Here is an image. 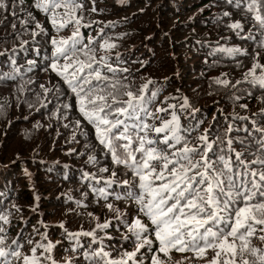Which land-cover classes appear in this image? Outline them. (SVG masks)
<instances>
[{
	"label": "snow or ice",
	"instance_id": "obj_1",
	"mask_svg": "<svg viewBox=\"0 0 264 264\" xmlns=\"http://www.w3.org/2000/svg\"><path fill=\"white\" fill-rule=\"evenodd\" d=\"M227 3L242 7L245 18L253 23L247 32L240 20L225 26L241 40L254 41L259 50L252 54V66L241 79L233 83L227 73H222L212 82L225 89H237L249 98L257 89L261 95L256 98L264 104V64L260 62L264 51V0ZM9 7L14 9L16 5L0 0V10ZM31 7L43 13L57 33L49 40L52 51L44 57L47 63L43 70L55 73L64 85L62 89L60 84L52 88L41 84L43 93H35L36 102L47 108L52 103L48 94L53 93L56 103L52 115L68 121L63 126L71 128L72 140L77 135L85 138L86 152L81 155L87 154L86 162L96 171L83 172L82 179L89 182L96 202L103 201L113 214L115 227L121 232V249L114 256L105 244L106 239H112L105 231L112 220L97 222L90 231L65 229L66 238L73 241L71 251L81 255L85 264H264V107L251 115H240L235 110L224 114L220 109L223 123L213 116V123L202 128L204 120L195 116L200 110L187 97L179 104L169 103L179 99L175 96L161 100L163 85L150 78H142L143 83L136 85L130 69L121 66L125 62L120 53L112 55L117 45L104 28L96 36L85 38L81 28L91 24L83 23V0H33ZM21 11L25 18L19 22L33 42L48 34L31 11ZM91 11H97L95 6ZM12 15L17 13L13 11ZM223 17L231 20V13L223 12L216 21L222 23ZM12 27L15 30L16 24ZM65 29H71L70 34L59 36ZM216 53L233 59L250 55L247 49L227 46H218L210 54ZM11 64L12 71L0 73V81L22 78L14 57ZM27 64L23 75L33 70L36 61ZM236 66L240 67L241 62L237 61ZM32 83L26 80L18 90L24 92V84ZM245 84L248 89L238 88ZM242 95L233 92L230 99L235 104ZM25 103L34 107L27 100ZM239 106L248 109L247 104ZM73 109L79 117L69 120ZM182 116L187 123H182ZM97 148L106 160L104 166H100ZM117 201L126 207L122 210ZM76 203L86 207L80 201ZM11 215V211L0 210V264H60L53 255L59 241H51L46 232L40 233L34 227L33 235L40 236L34 240L33 236L25 238L21 229L16 238L9 240ZM88 215L99 220L92 213ZM59 227L64 228V224ZM98 230L104 234L98 235ZM81 236L91 238L87 247L80 243ZM173 252L191 255L174 260ZM63 264H74V260L66 257Z\"/></svg>",
	"mask_w": 264,
	"mask_h": 264
},
{
	"label": "trees",
	"instance_id": "obj_2",
	"mask_svg": "<svg viewBox=\"0 0 264 264\" xmlns=\"http://www.w3.org/2000/svg\"><path fill=\"white\" fill-rule=\"evenodd\" d=\"M5 2L15 4L16 7L0 10V53H4L0 55V73L12 71L11 58L14 57L22 74V78L17 77L15 81H0V104L3 105V111H0V210L12 213L9 240L16 238L21 229H24L25 238L33 236L34 240H39V235H33L35 227L40 233L46 232L54 243L59 241L53 255L60 264L66 257L75 259V264H78L77 261L85 264L81 255L71 251L73 241L66 238L65 229L69 232L90 231L97 222L103 223L112 217H109L107 209L91 210L92 204H87L80 197L83 191L79 190L80 185L82 186L79 174L83 173V169L96 171L95 167L86 162L87 154L81 155L86 152L85 138L77 135L76 140H72L71 128L63 126L68 121L59 120L52 115L56 103L53 93L48 94L52 103L47 108H41L36 102L35 93H43L41 84L48 88L60 84L64 88L55 73L43 70L47 63L44 57L50 55L47 52L51 51L49 40L52 36H57V33L46 16L31 7L33 0H24L23 4L19 0ZM87 2L91 17L87 16L89 13H83V20L92 23V26H102L108 22V26H103L104 32L117 45L112 50V55L120 53L125 62L121 66L130 69L136 85L143 83L142 78L157 81L164 88L160 99L175 96L179 99L169 102L176 104L181 103L183 98L178 89L185 91L192 106L200 109L195 116L204 120L202 128L213 123V116L223 123L220 109H223L224 114L235 110L240 115H251L264 107L256 98L261 95L257 89L252 90L253 95L249 98L237 89H225L212 82L213 78L227 73L228 78L235 83L252 66V54L256 48L254 41L241 40L225 26L232 20H240L245 23L247 32L253 22L245 16L241 18L245 14L242 7L235 8L227 0H95L94 4L93 0L92 3L90 0H83L84 5ZM93 6L97 11H91ZM207 6L209 9L205 11ZM22 8L33 13L47 29V35L38 36L33 42L31 35L23 31L19 22L25 18ZM200 10L202 14L199 13ZM13 11L17 13L15 17L12 15ZM225 11L231 13V20L223 17L222 23L217 22L216 18L222 17ZM13 24H16L15 30ZM31 27L34 25H30ZM70 31L71 29H65L59 36H68ZM97 32L96 29L94 35ZM258 35L257 32L256 38ZM23 41L29 43L23 44ZM218 46L241 47L247 49L250 55L235 59L222 53L211 55L212 50ZM261 52L263 55L260 62L264 64V51ZM189 59L192 64L197 65L196 73L190 72L192 74L182 77ZM29 60L36 61V66L23 75ZM237 61L241 62L240 67L236 66ZM194 76L207 79L201 91L193 84L187 85V80ZM29 79L34 83L24 84L26 90L20 92L18 86ZM238 88L248 89L249 85ZM233 92L242 95L241 100L235 104L230 99ZM25 100L33 103L34 107L29 108ZM240 104H247L248 109H242ZM78 117L75 109L69 113V120ZM181 120L182 123H187L184 116ZM13 137L17 138L18 143H11ZM92 143H95L94 138ZM97 155L101 160L100 166H104L105 158L99 150ZM76 183L80 185L76 186ZM77 201L86 207L78 206ZM88 213L99 220L89 217ZM61 223L64 228L59 227ZM105 231L119 240L120 233L115 223L112 222V226ZM103 234L98 230V235ZM90 242V237H80V243L85 247Z\"/></svg>",
	"mask_w": 264,
	"mask_h": 264
},
{
	"label": "rangeland",
	"instance_id": "obj_3",
	"mask_svg": "<svg viewBox=\"0 0 264 264\" xmlns=\"http://www.w3.org/2000/svg\"><path fill=\"white\" fill-rule=\"evenodd\" d=\"M105 1H108V0H105ZM104 2V1H103ZM89 3L87 2V3H85V5H84V11H83V13H89V14H87V16L88 17H91V14H90V11H89ZM209 9V6H207V8L205 9V11H207ZM213 11H216V9H213ZM202 11L200 10V14H202L201 13ZM204 12V11H203ZM245 16V14L241 17V18H243ZM251 21V20H250ZM252 22V21H251ZM92 33V32H91ZM92 35V34H91ZM254 50L255 51H258L259 49H256V48H254ZM50 52V50L47 52V54ZM261 55H263L262 54V52H261ZM263 58H264V56H263ZM196 70H197V65H194V64H192V62H191V60L189 59L188 61H187V64H186V68H185V72H184V74H182V77L183 76H188V75H190V74H195L196 73ZM190 72H192V73H190ZM44 78H47V76H45ZM188 78V77H187ZM180 80L182 81V83H185L181 78H180ZM188 82H187V85H191V84H193V86H197V87H199V89H200V91L203 89V87H204V84H205V82L207 81V79L206 78H198L197 76H194V78L193 79H188L187 80ZM184 93L187 95V93L184 91ZM187 97H188V95H187ZM200 110V109H199ZM10 142V141H9ZM11 143L12 144H16V143H18V141H17V138H15V137H13V139L11 140ZM106 163V162H105ZM110 165V164H109ZM79 177H80V180L82 181V186L80 185V184H78V183H76V186H78V185H80V187H79V190H82L83 192L80 194V197H82L86 202H87V204H92V208H91V210L92 209H94V208H97L99 211H102V210H105L106 208L103 206L104 205V203H97L96 202V199H95V196H94V194L93 193H90V195H89V193H87L86 192V190H85V188H84V185H83V179H82V173L81 174H79ZM78 188V187H77ZM86 194V195H85ZM70 200L72 201L73 200V198H70ZM91 210H90V212H91ZM256 243L257 244H259V241H256ZM115 248H117V247H119V246H117V245H115L114 246ZM114 252H116V249H114ZM181 254H175L174 256H173V258H174V260H176V259H180L181 258ZM73 260H75V259H73ZM77 261V260H76ZM78 262V264H84V263H81V262H79V261H77ZM193 264H200V261H194L193 262Z\"/></svg>",
	"mask_w": 264,
	"mask_h": 264
}]
</instances>
